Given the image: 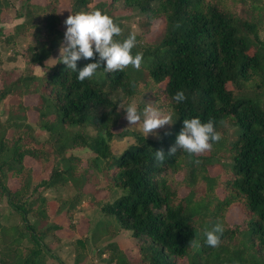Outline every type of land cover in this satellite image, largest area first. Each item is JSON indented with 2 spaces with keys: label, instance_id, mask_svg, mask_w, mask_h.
<instances>
[{
  "label": "trees",
  "instance_id": "trees-1",
  "mask_svg": "<svg viewBox=\"0 0 264 264\" xmlns=\"http://www.w3.org/2000/svg\"><path fill=\"white\" fill-rule=\"evenodd\" d=\"M68 1L70 15L107 12L122 28L120 41L135 31L118 6L135 13L143 29L135 32L133 54L142 52L144 61L139 70L112 73L98 53L79 60L77 71L59 63L60 56L51 64L66 32L62 0H23L13 13L9 0H0V44L26 39L24 68L17 74L0 68V102H8L0 114V264H88L89 236L61 234L65 225L56 217L65 214L76 230V207L93 195L95 173L120 193L102 201L92 236L129 231L138 241L137 264H264V0ZM6 10L21 19L13 28L2 25ZM157 19L162 27L149 37ZM94 62L101 68L79 81L78 71ZM178 91L187 97L181 103L173 99ZM124 100L136 101L140 111L167 105L173 124L158 138L117 132L128 122ZM196 117L214 119L222 139L198 156L182 149L168 156L184 120ZM127 135L134 142L116 152L113 139ZM161 149L163 163L155 159ZM26 158L39 165V175ZM67 184L74 196L48 194ZM235 206L242 217L230 223ZM217 223L224 232L214 248L203 233ZM192 239L199 245L190 246ZM67 244L76 251L73 263L69 252L63 255ZM98 253L104 264H133L116 240Z\"/></svg>",
  "mask_w": 264,
  "mask_h": 264
},
{
  "label": "clouds",
  "instance_id": "clouds-1",
  "mask_svg": "<svg viewBox=\"0 0 264 264\" xmlns=\"http://www.w3.org/2000/svg\"><path fill=\"white\" fill-rule=\"evenodd\" d=\"M66 32L64 41L60 47L59 63L67 66V69L77 71V62L81 59H93L95 54H99V60L106 62L104 70L112 73L123 71L131 66L139 70L144 61V54L138 52L133 54V49L137 46L136 33L132 32L122 41L116 37L122 35V28L114 22V19L100 9L88 12H78L71 14L65 20ZM176 27H180L179 24ZM101 68V63H89L78 71V80L84 82L91 79L97 70ZM173 99L176 103H181L187 99L184 91H178ZM126 120L134 126L142 122L141 130L147 136L156 134V130L166 125L173 124V113L165 111L159 107L147 104L142 111L138 110L135 102L130 103L126 108ZM215 120L209 119L202 122L199 117L184 120V128L178 135L176 144L170 147L168 156L176 154L178 149H182L189 155H201L211 151L213 143L222 139L220 132L216 130ZM164 150L155 152V159L163 163L165 160ZM199 164L200 161L196 160ZM224 232L222 224H215L210 230L205 228L203 235L206 243L211 247H219L221 237ZM190 246L196 247L199 241L192 239Z\"/></svg>",
  "mask_w": 264,
  "mask_h": 264
},
{
  "label": "rangeland",
  "instance_id": "rangeland-1",
  "mask_svg": "<svg viewBox=\"0 0 264 264\" xmlns=\"http://www.w3.org/2000/svg\"><path fill=\"white\" fill-rule=\"evenodd\" d=\"M23 0H9L10 4V10L13 13L14 9H17L21 6ZM37 2L43 3L45 0H35ZM117 14L123 16V21L131 26V29L135 32L141 33L142 32V26L140 24L139 17L133 13L132 11L126 10L122 7V5H119L117 10ZM59 14L62 19V27L66 29L65 20L70 15V6L68 0H62L61 5L59 6ZM21 19H14L9 11L4 12V21L2 25L7 28H13L14 25L18 22H20ZM163 21L161 19H157L152 27V32L149 34V37H152L155 33L159 32L162 27ZM23 45H26V39L19 38L17 41L13 42L11 45H3L0 44V68L9 70L13 72V74L19 73L25 66V61L23 57L20 55V50ZM60 56V49L56 52V54L50 59V63L53 64L56 62L57 58ZM37 72H40L41 69L39 67L36 68ZM14 100V99H13ZM27 102H33L35 101V96H28L26 97ZM124 106H121V109H125L127 107V103L124 100ZM136 103V101H133ZM161 109L165 111H171L167 105H163L160 107ZM8 109V102L7 100L0 102V114L5 115L7 113ZM30 121H34V116L32 114L29 115ZM142 122L137 125H130L129 122L124 123L122 126H118L116 128L117 132H120L124 129H127L129 131H134L138 133H142L141 130ZM171 125H166L163 128H160L156 130V134H149L148 136L144 134L147 137L151 138H158L160 134L164 131L170 128ZM134 139L131 137V135H127L124 138H115L112 141V146L114 147L116 152L121 151L122 149L126 148L130 143H133ZM76 154L80 155L83 158H87L89 156H93V152L88 149H76L74 151ZM26 162L29 164H32L35 167L36 174L39 175V165L32 160L31 158H26ZM214 171H219L221 169L220 165L214 166ZM95 176H92L90 180L89 190L92 191L93 195L86 196L83 198V200L77 205L76 211L74 214V219L76 221L75 226L76 230H71V227L69 226V219L65 214L62 216H57L56 220L60 223H63L65 225V228L60 231L63 235H70L73 232H75L78 235H88V247L86 248L85 255H87V258L85 261H88V264H92L95 259L99 258L98 248L103 247L104 245L116 240L119 245L124 248L132 257L133 264H137L135 261V255L138 253V247H137V239L131 235L129 231H117L113 230L112 233H106L100 236H97V238L94 240V237L92 236V230L95 228V224L103 218V214L100 213V207L102 201L105 200H112L117 194L120 193V191L111 190V185L108 184L106 178L100 174L95 173ZM179 178H181V175H178ZM14 183V182H13ZM15 185V183L13 184ZM77 190L76 188L71 185L67 184L62 187H58L56 189H52L48 191V194L50 196H62V197H72L76 194ZM185 190H182V193H184ZM55 205H51V212L54 211ZM242 217V214L240 212V209L238 207H233L229 213L228 219L230 223H234L240 220ZM115 228L114 225L111 227V229ZM68 245V244H67ZM69 252L70 256L67 257L68 261L70 263L74 262V259L76 257V251H74V247L72 245H68V247H64L63 249V255H67ZM84 253V251H83ZM54 264H58L54 262Z\"/></svg>",
  "mask_w": 264,
  "mask_h": 264
},
{
  "label": "built area",
  "instance_id": "built-area-1",
  "mask_svg": "<svg viewBox=\"0 0 264 264\" xmlns=\"http://www.w3.org/2000/svg\"><path fill=\"white\" fill-rule=\"evenodd\" d=\"M106 256V253H103L102 257L105 258ZM92 264H104V262L100 258H97L94 262H92Z\"/></svg>",
  "mask_w": 264,
  "mask_h": 264
}]
</instances>
